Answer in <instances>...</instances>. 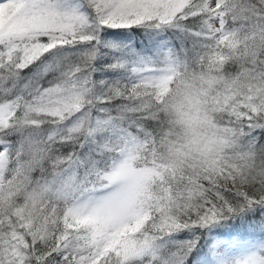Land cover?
<instances>
[{"label": "snow or ice", "instance_id": "snow-or-ice-1", "mask_svg": "<svg viewBox=\"0 0 264 264\" xmlns=\"http://www.w3.org/2000/svg\"><path fill=\"white\" fill-rule=\"evenodd\" d=\"M0 264H264V0H0Z\"/></svg>", "mask_w": 264, "mask_h": 264}]
</instances>
